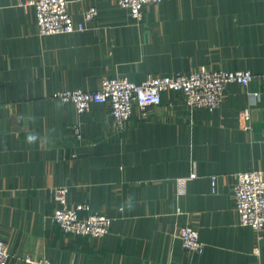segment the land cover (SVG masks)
I'll return each instance as SVG.
<instances>
[{
  "label": "crops",
  "instance_id": "obj_1",
  "mask_svg": "<svg viewBox=\"0 0 264 264\" xmlns=\"http://www.w3.org/2000/svg\"><path fill=\"white\" fill-rule=\"evenodd\" d=\"M28 0H0V238L12 253L54 264H264V233L241 225L234 185L264 171L262 80L230 83L217 108H191L178 90L150 111L136 105L116 124L105 103L78 113L55 92L99 88L105 76L135 82L176 71L264 72V0H163L133 19L114 0H68L82 31L42 35ZM249 106V118L239 113ZM80 126L83 138L75 132ZM215 177V178H214ZM70 204L114 216L102 237L65 232L53 221V187ZM82 214H86L83 211ZM200 231L193 252L182 227Z\"/></svg>",
  "mask_w": 264,
  "mask_h": 264
},
{
  "label": "built area",
  "instance_id": "obj_2",
  "mask_svg": "<svg viewBox=\"0 0 264 264\" xmlns=\"http://www.w3.org/2000/svg\"><path fill=\"white\" fill-rule=\"evenodd\" d=\"M163 0H114L130 16L140 21L148 4H157ZM25 7L35 9L37 28L42 35L71 33L82 31L89 21L99 15L96 4L90 5L79 20H75L69 10L68 0H28ZM262 80V90L251 92L252 101L264 100V72L256 74L248 68L243 69H209L201 67L193 71H176L160 75H149L140 82H135L127 76H105L99 88L89 90L83 88L65 89L54 93L62 101L74 103L78 113L84 114L92 110L94 104L105 103L116 124L128 121L134 114L136 105L144 113L150 111L162 100V93L167 90L181 91L191 108L211 107L221 105L225 90L230 83L250 84L255 78ZM251 109L244 107L239 113L241 119L249 118ZM77 137L83 138L80 126H75ZM215 178V177H214ZM52 191L59 202L52 219L62 230L69 233L102 237L113 225L114 216L94 211L90 204L68 201L69 186L53 187ZM234 206L241 225L250 226L258 237L264 233V171L251 169L238 173L234 185ZM86 211V214H82ZM179 238L184 248L193 252H202L205 244L200 231L193 225L181 228ZM7 243L0 238V264H8L11 259ZM27 264H54L45 257L26 255Z\"/></svg>",
  "mask_w": 264,
  "mask_h": 264
}]
</instances>
